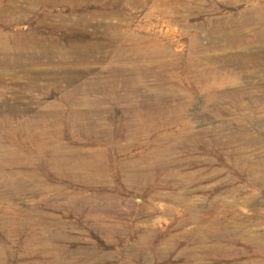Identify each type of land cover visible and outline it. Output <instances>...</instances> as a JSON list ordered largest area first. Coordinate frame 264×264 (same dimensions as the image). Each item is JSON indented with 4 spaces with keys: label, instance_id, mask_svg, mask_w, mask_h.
Returning <instances> with one entry per match:
<instances>
[{
    "label": "rangeland",
    "instance_id": "obj_1",
    "mask_svg": "<svg viewBox=\"0 0 264 264\" xmlns=\"http://www.w3.org/2000/svg\"><path fill=\"white\" fill-rule=\"evenodd\" d=\"M49 1L0 0V264H264V0Z\"/></svg>",
    "mask_w": 264,
    "mask_h": 264
},
{
    "label": "bare ground",
    "instance_id": "obj_2",
    "mask_svg": "<svg viewBox=\"0 0 264 264\" xmlns=\"http://www.w3.org/2000/svg\"><path fill=\"white\" fill-rule=\"evenodd\" d=\"M69 1H70V0H69ZM46 2H49V3H50L49 0H46ZM62 2H63V1H62ZM53 3H54V2H53ZM74 3H75V2H74ZM258 13L261 14V12H259V11H258ZM262 14H263V12H262ZM258 16H259V15H258ZM260 16H261V15H260ZM245 21H246V20H245ZM216 24H217V23H216ZM260 31H261V30H260ZM229 38H230V39H233L232 41L235 40V37H234V36H229ZM8 41H9V40H8ZM229 41H230V40H229ZM38 42H39V41H38ZM26 43H27V42H26ZM39 43H40V42H39ZM39 43H38V44H39ZM34 44H35V43H34ZM35 45H36V44H35ZM40 45H41V44H40ZM42 45H43V44H42ZM33 46H34V45H33ZM44 46H45V45H44ZM2 47H3V46H2ZM6 47H7V46H6ZM9 47H10V46H9ZM49 47H50V46H49ZM119 47H124V48H126V46H120V45H119ZM41 48H42V47H41ZM45 48H46V47H45ZM47 48H48V46H47ZM2 49H3V48H2ZM58 49H59V48H58ZM62 49H63V48H62ZM3 50H5V49H3ZM3 50H2V51H3ZM78 50H79V49H78ZM117 50H118V49H117ZM2 51H1V52H2ZM5 51H6V50H5ZM39 51H41V50H39ZM53 51H55V50H53ZM68 51H69V50H68ZM6 52H7V51H6ZM136 52H137V51H136ZM4 53H5V52H4ZM37 53H38V52H37ZM60 53H61V52H60ZM62 53H63V52H62ZM62 53H61V54H62ZM6 54H7V53H5L4 55H6ZM11 54H12V53H11ZM47 54H48V53H47ZM17 57H18V56H17ZM19 57H20V56H19ZM35 57H36V56H35ZM65 57H66V56H65ZM17 59H18V58H17ZM250 61H251V60H250L249 58H247V62H250ZM4 62H5V61H4ZM4 62H3V63H4ZM14 63H15V62H14ZM78 63H80V61H79ZM1 64H2V63H1ZM17 64H18V63H17ZM12 65H13V64H12ZM12 65H11V66H12ZM15 65H16V64H15ZM22 65H23V64H22ZM9 66H10V64H9ZM13 67H14V65H13ZM15 67H16V66H15ZM117 74H118V73H117ZM136 109H137V108H136ZM151 110H152V109H151ZM88 111L91 112V110H88ZM92 111H93V110H92ZM166 111H167V110H166ZM96 112H97V111H96ZM143 112H144V111H143ZM101 113H102V112H101ZM135 113H136V112H135ZM145 113H146V111H145ZM150 113H151V112H150ZM153 113H154V109H153ZM136 115H137V114H136ZM140 116H141V115H140ZM135 117H136V116H135ZM147 117H148V116H147ZM147 117H146V118H147ZM149 117H150V115H149ZM136 118H137V117H136ZM136 118H135V119H136ZM141 118H142V117H141ZM146 118H144V119H146ZM139 119H140V117H139ZM142 119H143V118H142ZM136 120H137V119H136ZM137 121H138V120H137ZM148 121H149V120H148ZM140 122H141V121H139V123H140ZM201 143H202V142H201ZM125 151H126V150H125ZM39 152H40V151H39ZM41 154H42V153H41ZM42 155H43V154H42ZM53 155H55V154H53ZM58 156H59V155H58ZM58 156H56V157H58ZM45 157H46V156H45ZM67 157H68V156H67ZM70 157H71V156H70ZM74 158H75V157H74ZM51 159H52V158H51ZM51 159H50V160H51ZM56 159H58V158H56ZM58 160H59V159H58ZM70 160H71V159H70ZM78 160L80 161L79 158H78ZM53 161H54V160H53ZM75 161H76V160H75ZM66 162H67V161H66ZM58 164H59V163H58ZM64 164H65V163H64ZM82 164H83V163H82ZM159 164H161V163L159 162ZM51 165H52V164H51ZM60 165H61V164H60ZM80 165H81V164H80ZM80 165H79V166H80ZM53 166H54V165H53ZM62 166H63V164H62ZM66 166H67V165H66ZM74 166H75V165H74ZM160 166H161V165H160ZM162 166H163V165H162ZM59 167H60V166H59ZM152 167H153V166H152ZM57 168H58V167H57ZM79 168H80V167H79ZM79 168H78V169H79ZM151 169H152V168H151ZM159 169H160V168H159ZM63 170H65V169H63ZM81 170H82V169H81ZM149 170H150V169H149ZM60 171H61V170H60ZM57 172H58V171H57ZM73 172H74V171H73ZM77 172H78V171H77ZM89 172H90V171H89ZM151 172H152V171H151ZM54 173H55V172H54ZM63 175H64V174H63ZM69 175H70V174H69ZM75 175H76V174H75ZM72 176H73V175H72ZM134 177H135V176H134ZM70 178H72V177H70ZM34 190H35V189H34Z\"/></svg>",
    "mask_w": 264,
    "mask_h": 264
}]
</instances>
